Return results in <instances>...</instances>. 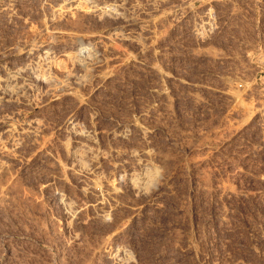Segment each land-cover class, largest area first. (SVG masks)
<instances>
[{"label":"bare ground","instance_id":"obj_1","mask_svg":"<svg viewBox=\"0 0 264 264\" xmlns=\"http://www.w3.org/2000/svg\"><path fill=\"white\" fill-rule=\"evenodd\" d=\"M171 1L0 0L8 33H0V174L18 167L28 180L34 178L50 196L71 246L81 242L87 223H105L99 252L104 264H141L133 239L118 240L130 231L126 214L143 220L145 209L151 206L155 213L174 190L169 157L152 140L150 125L152 39L166 14L175 22L185 20L193 0L174 3L176 10ZM211 20L199 17L193 28L197 39ZM122 71L128 76L121 78ZM142 80L140 104L108 109L125 84ZM234 84L218 96L264 121V96L258 95L254 108ZM58 114L56 129L48 119ZM51 182L57 185L53 190Z\"/></svg>","mask_w":264,"mask_h":264},{"label":"rangeland","instance_id":"obj_2","mask_svg":"<svg viewBox=\"0 0 264 264\" xmlns=\"http://www.w3.org/2000/svg\"><path fill=\"white\" fill-rule=\"evenodd\" d=\"M190 8L180 22L166 14L150 47L151 138L166 149L174 190L157 214L151 206L143 220L126 214L130 231L118 240L133 239L141 264H264V121L218 96L233 83L254 108L264 96V0H193ZM205 15L211 28L197 39ZM0 33L8 34L2 18ZM145 83L125 84L108 109L140 104ZM61 115L49 124L57 129ZM17 168L0 174V264H104L106 224L87 223L81 242L69 245L50 196Z\"/></svg>","mask_w":264,"mask_h":264}]
</instances>
